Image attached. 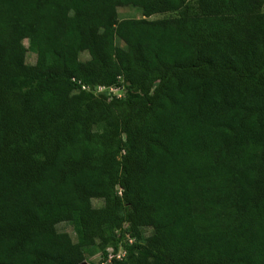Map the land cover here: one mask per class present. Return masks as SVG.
Wrapping results in <instances>:
<instances>
[{
    "label": "trees",
    "instance_id": "16d2710c",
    "mask_svg": "<svg viewBox=\"0 0 264 264\" xmlns=\"http://www.w3.org/2000/svg\"><path fill=\"white\" fill-rule=\"evenodd\" d=\"M263 7L0 0V264H264Z\"/></svg>",
    "mask_w": 264,
    "mask_h": 264
},
{
    "label": "rangeland",
    "instance_id": "374dc122",
    "mask_svg": "<svg viewBox=\"0 0 264 264\" xmlns=\"http://www.w3.org/2000/svg\"><path fill=\"white\" fill-rule=\"evenodd\" d=\"M263 11H264V7H263ZM117 15H118V18L140 17L141 16L140 11L136 8L131 7V6H120V7H118L117 8ZM170 15H172V13H159V14H154L148 18L149 19H156V18H161V17H165V16H170ZM24 45L28 46L27 40H24ZM81 58L86 59L87 58L86 53H83L81 55ZM26 62L29 64H33L35 62V54L33 52L27 51ZM116 86H119V85H116ZM119 87L121 88V91H115V92L114 91L113 92L106 91V93L108 94V95H106V97L110 98V96H113V95H115L116 97H123L126 93V89L125 88L122 89L121 85ZM92 203L94 206L100 207V206H102L103 201L101 199H93ZM121 228H125V226H122ZM56 229L58 231L69 233L72 236V238L74 240H76V233L74 231L73 225L70 222H68V221L60 222L56 225ZM147 232H148V230H146V229H143V231H142L143 234H145Z\"/></svg>",
    "mask_w": 264,
    "mask_h": 264
},
{
    "label": "built area",
    "instance_id": "2783aa9c",
    "mask_svg": "<svg viewBox=\"0 0 264 264\" xmlns=\"http://www.w3.org/2000/svg\"><path fill=\"white\" fill-rule=\"evenodd\" d=\"M122 89L124 88L122 87ZM94 91L95 93H99L103 91L115 92V91H121V88L119 86H110V87L97 86L95 87ZM135 240H136L135 236H131L127 231L124 232V240H123L124 242H127L128 244H132L133 242H135ZM126 254H127V249L124 247V245L123 246L120 245L117 250L108 249L107 254L105 255H103L101 252H97L93 256H91L89 260L99 264H109L113 259L116 260L123 259L126 256ZM83 263L88 264V261L85 260Z\"/></svg>",
    "mask_w": 264,
    "mask_h": 264
},
{
    "label": "water",
    "instance_id": "95a60500",
    "mask_svg": "<svg viewBox=\"0 0 264 264\" xmlns=\"http://www.w3.org/2000/svg\"><path fill=\"white\" fill-rule=\"evenodd\" d=\"M84 264V263H83Z\"/></svg>",
    "mask_w": 264,
    "mask_h": 264
}]
</instances>
